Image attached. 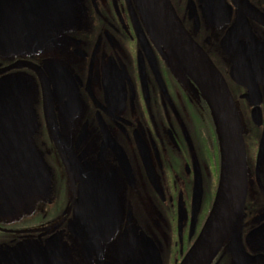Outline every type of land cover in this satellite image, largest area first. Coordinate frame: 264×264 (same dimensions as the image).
<instances>
[{
    "label": "flooded vegetation",
    "instance_id": "flooded-vegetation-1",
    "mask_svg": "<svg viewBox=\"0 0 264 264\" xmlns=\"http://www.w3.org/2000/svg\"><path fill=\"white\" fill-rule=\"evenodd\" d=\"M168 2L244 149V204L209 264H264V0ZM217 130L142 0H0V264H180Z\"/></svg>",
    "mask_w": 264,
    "mask_h": 264
},
{
    "label": "water",
    "instance_id": "water-1",
    "mask_svg": "<svg viewBox=\"0 0 264 264\" xmlns=\"http://www.w3.org/2000/svg\"><path fill=\"white\" fill-rule=\"evenodd\" d=\"M142 3L169 48L206 94L214 113L221 152L218 185L208 218L180 262L209 264L225 235L235 225L246 196L245 157L238 118L219 77L209 71L204 55L193 46L168 0H142Z\"/></svg>",
    "mask_w": 264,
    "mask_h": 264
},
{
    "label": "bare ground",
    "instance_id": "bare-ground-1",
    "mask_svg": "<svg viewBox=\"0 0 264 264\" xmlns=\"http://www.w3.org/2000/svg\"><path fill=\"white\" fill-rule=\"evenodd\" d=\"M219 175H220V172H219ZM218 180H219V177H218Z\"/></svg>",
    "mask_w": 264,
    "mask_h": 264
}]
</instances>
